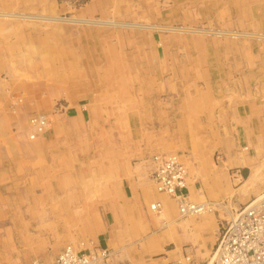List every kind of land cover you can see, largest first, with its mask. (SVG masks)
I'll return each mask as SVG.
<instances>
[{"label": "rangeland", "instance_id": "rangeland-1", "mask_svg": "<svg viewBox=\"0 0 264 264\" xmlns=\"http://www.w3.org/2000/svg\"><path fill=\"white\" fill-rule=\"evenodd\" d=\"M177 1L0 0L2 13L84 20L0 16V144L6 143L0 147L11 156L0 162V264L49 261L68 239L90 237L88 230L94 236L97 217L105 226L112 220L102 216L110 198H119L108 187L124 176L120 167L127 162L132 170L138 161L146 172L140 186L152 184L146 158L156 147L180 154L189 175L190 164L203 159L207 169L220 170L224 146L233 145L237 155L258 156L264 175V0H180L185 8ZM73 97L88 99V119L52 109L54 99ZM38 110H46L51 127L29 138L27 119ZM161 137L169 144H150ZM5 138L30 145L22 150ZM236 167L226 169L234 188ZM207 200L233 208L238 194L227 190ZM150 212L146 207L145 217ZM116 226L114 264H172L171 254L146 247L159 222L142 223L130 206ZM196 248L189 264H210L209 248Z\"/></svg>", "mask_w": 264, "mask_h": 264}, {"label": "crops", "instance_id": "crops-1", "mask_svg": "<svg viewBox=\"0 0 264 264\" xmlns=\"http://www.w3.org/2000/svg\"><path fill=\"white\" fill-rule=\"evenodd\" d=\"M176 3L179 7L185 8V6L182 5V1L179 0ZM220 4L221 3H219L218 5ZM195 8L197 7L193 5V10ZM32 16L36 17V18L34 17L33 19H50V20L52 19V20H65V21H76V22L84 21V20L69 19V18L57 17V16H51V17L50 16L43 17L39 15H32ZM88 22H91V21H88ZM96 23H100V22H96ZM113 24H116V23H113ZM120 24L128 25L134 28L135 27L147 28L150 30L162 31L165 29L171 32L188 31V32H195V33H206V34H211L214 32H221L224 35H228V33H235L237 35L242 34V33L235 32V31L233 32L213 31V30H207V29H202V28L194 29L191 27L190 28L189 27H175L172 25H159V24H148V23H138V22H122ZM208 31H210L211 33H207ZM247 35L252 36V34H247ZM254 36L261 37V35H254ZM60 99L58 98L54 99L53 102L51 103L52 109H54V112L63 114L66 117H76L80 120H86L90 117V112L88 108V99L81 100L84 98H79V97L77 98L73 97L70 99L62 98L63 100H60ZM44 101L46 103L45 106H47L48 99ZM33 104L34 102L32 103V105ZM24 105H25L24 103L21 104L22 108H24ZM38 111L45 113L46 110L45 111L38 110ZM54 112H50L51 115H53ZM50 127H51V124L49 128ZM164 138L166 140L167 137L165 136ZM164 138L161 137L159 138L160 140L152 141V143L150 142V144H153V145H162L165 143L169 144L168 140L164 141ZM5 140L7 141L12 140L13 141L12 144L18 146L22 150L28 145H30V143H26L24 140L19 139V138H16V139L15 138H10V139L5 138ZM2 144L5 145L6 143L1 142L0 145L2 146ZM232 148H233V145L229 147L224 146L223 148L224 156L220 161V166H221L220 170L213 171L212 169H207L206 164H205L207 163V161L206 159L205 160L203 159V163L200 162L201 165L197 166L196 168H195V165H191L190 163H188V165L190 164V171H191L188 175L187 166L185 165L186 170H187V180H186V185L183 188V191H185L188 194L189 198H192L193 200L199 199L201 200L200 202L203 201L205 203H208V202H213V200L211 201L207 199H216L224 191L226 192L228 190L229 193L234 191L235 193L238 194V205L235 207H240L244 203L248 202L251 198H254V197L256 198V197H259V195L264 194V188L261 190H258L264 186L263 170H261L260 166L257 164V161L259 160L258 156L248 155L245 152H241L239 155H237L230 150ZM155 149L156 151L147 155L146 159L148 160V163H149L148 169H152L153 167V165L150 162V157L152 154L158 153V152H175V151H170V150L157 151V147ZM179 156L181 158L180 154ZM10 158L11 156L8 157L3 153V147H0V162H3V161L8 162V159L11 161ZM181 160L184 162L183 158H181ZM184 164H186V162H184ZM231 165H238V167L234 169V172H232V174H235L234 178H237L239 182L238 186H236L235 188L232 187L231 183L229 182L227 173H226L227 167ZM120 169H121V173L124 174V176L121 177L120 181H119V177H120L119 176L118 179L111 182L110 186L108 187L110 191L112 190L116 192L119 198H116L115 196H114L115 198L114 197L110 198V201H108V205H107V208H108L107 212L105 213V216H102V221L104 220L106 223H109L110 221L108 219V215H107L108 213L112 219L110 224L105 226L102 222L100 223L101 220L99 221L98 220L99 217H97L96 218L97 219L96 221H98L97 231H96L97 233L94 236H92L91 234L93 232L88 230V232L86 231V233L84 234L85 236H90L94 238V240L100 246L105 247L108 251L107 257L103 261L99 262L98 264H114L115 263L114 257L112 256L113 254H111L112 251L109 250V247L111 246L113 237L116 235V231H118L116 224L117 222L120 221L121 213L124 212L126 207H130V206H133L137 210L138 220H140L142 223L146 224L147 220H149V222L153 225H157V223L159 222V224L162 226V227L160 226L161 227L160 233H158L157 235H152L146 240L147 241L146 247H148L149 250L153 248L157 251L162 250L164 253L166 252L168 255L171 254L172 264H189L191 255L193 254L196 255V249H197L196 247H199L197 252L204 251V247L209 248V252H213V248L216 242V236L218 233L219 218H216L215 213L210 208L211 205L206 206L203 212L193 215V216H189V219H188V217H183L179 215L178 212H176L177 209H175L176 206H175L173 199H171L170 197L156 190L150 176H149V179L151 180L152 184H149V185L145 184L144 186L141 184L140 186V181H137V180L139 177H141V175L143 176V174H145L146 172L143 169V167L139 164L138 161H136L135 164L132 165L131 167L132 170L129 169L127 162H126V165H123L122 167H120ZM148 171L150 175V170ZM198 171H204L206 173V176H203L200 173L198 174ZM7 172H10V170ZM3 178H4V175H3L2 170L0 169V191H1V188L3 187V181H2ZM143 183H146V182L143 181ZM245 192L248 193V195L251 193H253L254 195H250L248 196V198L243 200L242 198ZM153 201H159L161 203L162 210H163L162 216L159 215L162 213V210H160V212H157L158 214L157 215L150 209L149 204ZM206 205H209V204H206ZM146 207L151 211L149 213V218L145 217L144 215V209ZM176 213L180 216L179 218H176V215H175ZM213 229L216 230L214 238H212L211 236L212 233L214 232V231L212 232ZM80 234L77 233V236H79ZM73 239L70 238V240H73ZM186 242L190 243L191 245L184 246L183 244ZM169 243H172V247H166V245ZM200 244L202 245L200 246ZM62 245L63 243H61V246ZM61 246L59 247L61 248ZM165 258H167V256L162 255V259L160 258L161 259L160 261L164 263ZM211 262L213 263V255L211 257L210 264Z\"/></svg>", "mask_w": 264, "mask_h": 264}, {"label": "built area", "instance_id": "built-area-1", "mask_svg": "<svg viewBox=\"0 0 264 264\" xmlns=\"http://www.w3.org/2000/svg\"><path fill=\"white\" fill-rule=\"evenodd\" d=\"M27 124L31 138L49 127L44 112L28 116ZM153 165L150 177L155 188L173 198L177 212L196 215L212 204L211 209L220 208L218 233L213 248V264H264V197L251 198L240 207L227 208L220 201L209 203L190 199L183 188L186 185V166L177 152H158L150 157ZM151 209L160 212L161 204L153 201ZM107 257V250L92 237L68 239L50 261L34 258L29 264H98Z\"/></svg>", "mask_w": 264, "mask_h": 264}, {"label": "bare ground", "instance_id": "bare-ground-1", "mask_svg": "<svg viewBox=\"0 0 264 264\" xmlns=\"http://www.w3.org/2000/svg\"><path fill=\"white\" fill-rule=\"evenodd\" d=\"M0 16H5V17H20V18H22V17H25V18H34L35 16H32V15H25V14H21V13H2V12H0ZM36 18V17H35ZM208 33V32H207ZM180 157V156H179ZM186 180H187V172H186ZM157 190V189H156ZM158 191V190H157ZM158 192H160V193H162V194H164V195H166V196H168V197H170L171 198V196H169V195H167V194H165V193H163V192H161V191H158ZM188 195V194H187ZM189 197V196H188ZM264 197V194L263 195H260L259 197H256V199H259V198H263ZM171 199H173V198H171ZM193 200V199H192ZM195 201V200H194ZM159 202V201H158ZM198 202V201H197ZM200 202V201H199ZM174 203H175V201H174ZM203 203V202H202ZM159 204H161L160 202H159ZM150 209H151V207H150ZM205 209V208H204ZM152 211H154V212H156L155 210H153V209H151ZM161 210H162V205H161ZM204 211V210H203ZM202 211V212H203ZM157 213V212H156ZM201 213V212H200ZM199 214V213H198ZM180 215V214H179ZM182 216V215H181ZM189 216H192V215H185V216H183V217H189ZM107 250V249H106ZM107 255H108V251H107Z\"/></svg>", "mask_w": 264, "mask_h": 264}]
</instances>
